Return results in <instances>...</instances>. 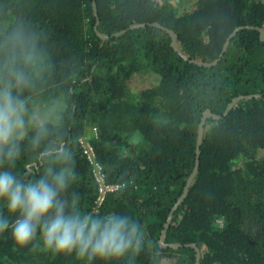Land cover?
Segmentation results:
<instances>
[{
  "label": "trees",
  "instance_id": "trees-1",
  "mask_svg": "<svg viewBox=\"0 0 264 264\" xmlns=\"http://www.w3.org/2000/svg\"><path fill=\"white\" fill-rule=\"evenodd\" d=\"M20 25L40 36L51 64L33 105H64L58 125L49 124V139L72 154L63 197L144 227L137 255L92 264H196L195 248L199 264H264V0H0V32ZM145 69L159 80L132 99L127 82ZM206 112L219 119L205 121L198 171L165 228L194 171ZM90 128L105 183L120 186L100 204L78 143ZM25 166L37 176L44 168L27 140L15 171ZM0 264L86 261L46 250L39 235L20 246L9 228Z\"/></svg>",
  "mask_w": 264,
  "mask_h": 264
},
{
  "label": "clouds",
  "instance_id": "clouds-1",
  "mask_svg": "<svg viewBox=\"0 0 264 264\" xmlns=\"http://www.w3.org/2000/svg\"><path fill=\"white\" fill-rule=\"evenodd\" d=\"M50 68L38 34L22 25L0 32V233L10 228L20 246L39 235L46 250L74 252L86 264L135 256L145 238L138 220L115 212L85 213L77 196L69 201L62 195L73 178L72 154L63 142L49 139L54 134L49 124L59 122L52 119L57 105L40 114L32 107ZM25 140L44 165L38 176L31 166L23 175L15 171Z\"/></svg>",
  "mask_w": 264,
  "mask_h": 264
},
{
  "label": "water",
  "instance_id": "water-1",
  "mask_svg": "<svg viewBox=\"0 0 264 264\" xmlns=\"http://www.w3.org/2000/svg\"><path fill=\"white\" fill-rule=\"evenodd\" d=\"M93 10H94L95 15H97V8H96L95 3H93ZM154 26H156V27H160L158 24H154ZM135 27H137V26H131L130 28H135ZM239 29H241V28H239ZM236 31H237V30H236ZM236 31H234V32L229 36V38L227 39V41L225 42V44H224V46H223V51L225 50V48H226V46H227V43H228L229 40L234 36V33H235ZM259 32H260V39H261L262 41H264V32H263V30H262V29H259ZM169 34L171 35V38H172V47L174 48V50H175L176 52H179L178 49H177V47H176L174 34H173L171 31H169ZM99 36L102 37V38H104V39L106 38V37H104V36H102V35H99ZM216 63H217V61L213 62L212 64H198V63H197V64H198V65H203L204 67H212V66L216 65ZM242 98H243L242 96H241V97H238V98H235V99L229 104V106H228V108H227V110H226V112H225L224 115H226V114L231 110V108L234 106V104H235L238 100H240V99H242ZM208 117H214V118H216V119H219V116H214V115H212L210 112H206V113L202 116L201 122H200V124H199L198 142H197V148H196V157H197L196 165H195V168H194L193 173L191 174L190 178L188 179V182H187L186 187H185V189H184L183 195L181 196V198L179 199L178 203L175 205V207L173 208L172 212H171L170 215H169V218H168V220H167V223H166V225H165V228L168 227V224H169V222H170L171 219H172L173 213H174V211L177 209L179 203H180V202L184 199V197L186 196V194H187V192H188V189H189V187H190L191 181H192L193 177L195 176V174H196L197 171H198V166H199V156H200V150H199V148H200V145H201V143H202L203 126H204L205 121H206V119H207ZM164 234H165V229L162 231L161 236H160V245H161V246H165V245L162 243V240H163ZM169 247L177 248L178 246H175V245H169ZM194 247H195V246H194ZM195 250H196V264H199V263H198V260H199V253H198V250H197L196 248H195Z\"/></svg>",
  "mask_w": 264,
  "mask_h": 264
},
{
  "label": "rangeland",
  "instance_id": "rangeland-1",
  "mask_svg": "<svg viewBox=\"0 0 264 264\" xmlns=\"http://www.w3.org/2000/svg\"><path fill=\"white\" fill-rule=\"evenodd\" d=\"M158 80L159 77L148 69H145L140 73L132 74L127 82L128 95L132 99H136V97L138 96V94H140L141 91L156 85ZM35 101L38 102V104H34L32 107L33 111L37 114L44 112L47 107L56 104L57 111L55 113V116L52 117V119L55 120L56 117H58L59 119L61 118V113L64 108L61 98H59L52 104L40 99H37Z\"/></svg>",
  "mask_w": 264,
  "mask_h": 264
},
{
  "label": "built area",
  "instance_id": "built-area-1",
  "mask_svg": "<svg viewBox=\"0 0 264 264\" xmlns=\"http://www.w3.org/2000/svg\"><path fill=\"white\" fill-rule=\"evenodd\" d=\"M89 134H84L79 140L78 143L81 146L82 154L86 158V162L92 168V174L94 177V180L98 186V202L99 204L103 201L105 194L111 193L116 191L118 188H120L119 185H109L105 183V176L102 173L101 166L98 164V162L95 159V153L93 148L90 145V141L92 138H97V130L96 128H90Z\"/></svg>",
  "mask_w": 264,
  "mask_h": 264
}]
</instances>
